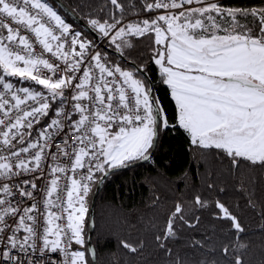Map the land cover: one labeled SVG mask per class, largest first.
Listing matches in <instances>:
<instances>
[{
    "label": "snow or ice",
    "instance_id": "obj_1",
    "mask_svg": "<svg viewBox=\"0 0 264 264\" xmlns=\"http://www.w3.org/2000/svg\"><path fill=\"white\" fill-rule=\"evenodd\" d=\"M110 3L121 15L104 22L92 19V29L121 57L124 47L131 46L130 37L153 38L154 63L175 102L174 121L146 77L110 62L107 52L73 32L45 0H0V264H28L19 253L43 257L45 252L61 253L62 264H89L94 250L69 251L73 241L81 248L85 244L89 184L139 162L154 163L160 137L167 132L182 131L191 144L219 150L234 165L247 161L264 166V8H226L210 0H145L146 12L164 11L124 24L123 6L118 0ZM249 16L258 24L255 32L238 19ZM6 77L33 81L43 90L17 88ZM50 109L52 116L33 136L34 125ZM49 160L65 163L52 164L47 174L51 179L41 189L36 181L47 179L42 163ZM61 177L70 180V187L61 189ZM34 191L44 192L43 208ZM25 200L32 203L22 207ZM194 202L207 206L199 196ZM216 207L219 218L243 232L225 205L217 201ZM182 212L178 204L164 234L155 237L161 248L175 237L174 224L184 220ZM122 243L137 251V246ZM228 251L224 247L225 255ZM235 264L243 262L237 257Z\"/></svg>",
    "mask_w": 264,
    "mask_h": 264
},
{
    "label": "trees",
    "instance_id": "obj_2",
    "mask_svg": "<svg viewBox=\"0 0 264 264\" xmlns=\"http://www.w3.org/2000/svg\"><path fill=\"white\" fill-rule=\"evenodd\" d=\"M47 1L75 32L82 34V38L94 40L87 30L65 14L60 5L53 0ZM60 1L87 24L92 19L110 21L112 15H121L110 0ZM213 1L226 8H264V0ZM144 2L118 0L124 9L123 20L138 22L158 13L146 12ZM238 19L241 24L252 27L254 32L258 28L251 16ZM129 39L131 46L124 47L123 56L143 68L147 75L146 82L152 84L165 114L170 121H174L175 102L171 99L170 90L161 83L159 67L154 63L153 49L157 46L153 38ZM110 48L115 50L113 45ZM102 51L107 52V58L112 63L144 78L116 55L105 49ZM13 80L31 89L43 90L33 81H21L16 77ZM54 106L52 104V109ZM49 111L51 113L52 110ZM32 133L34 135L35 130ZM154 160V163L139 164L115 172L103 183L94 212L92 238L97 264H235L237 257L243 264H264V166L251 165L247 161L234 165L219 150L191 144L190 138L182 131L161 135ZM98 181L93 183L88 199L83 228L85 240L89 233L90 206ZM197 196L207 201L206 207L200 208L195 204ZM217 201L239 220L243 232H237L230 221L219 218ZM178 204L183 209L184 220L175 222V237L164 241L165 247L161 248L155 237L164 234L169 217ZM185 221L192 222L194 226L189 227ZM122 242L137 246V251L131 252L123 247ZM224 247L229 250L227 255L223 252ZM87 248L85 241L84 251ZM87 258L92 264L89 254Z\"/></svg>",
    "mask_w": 264,
    "mask_h": 264
},
{
    "label": "built area",
    "instance_id": "obj_3",
    "mask_svg": "<svg viewBox=\"0 0 264 264\" xmlns=\"http://www.w3.org/2000/svg\"><path fill=\"white\" fill-rule=\"evenodd\" d=\"M191 7H196V5H192ZM163 11H164V10H162V9H161V10H158V14H159V13H162ZM174 11H179V9H176V10H174ZM72 31L75 32L73 29H72ZM96 32L99 34V40H98L97 42L93 40L92 42L96 45L97 49H99V50L102 51V50L104 49V47H110V46H112L110 43L106 42V38L102 37L98 31H96ZM5 34H6V33H5ZM22 34H24V33L22 32ZM29 36H30V38H32L31 34H29ZM81 38H82V37H81ZM82 39H83V38H82ZM90 41H91V40H90ZM36 48H37V51H38V52H39V51H42V49H40L38 45H36ZM44 57H45V58H49L50 60H53V59H54V58H52V57L50 56V54H48V53H44ZM108 60H109V59H108ZM109 61H110V60H109ZM110 62H111V61H110ZM5 79L8 80V81H10V82H12V83L14 84V86L17 87V88H19V87H26V86H23V85L21 86V85H19L18 83H15L14 81H11V78H10V77H6ZM109 79H111V78H109ZM70 91H71V90L66 91V92H65V96L70 95ZM29 103H31V102H29ZM58 103H59L58 101L53 102V104H55V106H54L53 109H55V107L57 106ZM69 108H70V105H69ZM0 115H2V113H0ZM51 116H52V111H51V113H50V111H49L48 116L44 117V118L40 121V124H36V125H34L32 131L35 130V134H34L33 136L36 135V133H37V131L39 130V128L41 127V125L47 123L48 118L51 117ZM45 119H46V120H45ZM72 119H76V116H73ZM64 123H65V125H66L67 127H70L72 121H71V120H67V121H64ZM61 135H63V133H61ZM28 139H30V138L25 137V140H26V141H27ZM54 139H59V137H54ZM72 143L75 144V141L73 140ZM17 147H22V145H17ZM61 147H62V145H61ZM56 155H57V157H61L63 154H62V153H56ZM56 162H59V163H61V164L65 163V161H51V160H49V161H47V162H45V163H42L43 174L47 177V179H45V180H37V181H36V183L38 184V187H39V188L44 189V188L47 187V185H48V183H49V181H50V179H51V177H48V176H47V174H48V170H49V168L52 166V164H54V163H56ZM83 171L86 172V169L83 170ZM97 174H98V173H97ZM69 175H71V173H70ZM79 175H80V170L77 171V178H79ZM27 178H28L27 176H22L20 179H27ZM93 183H94V182H92V183L89 184L90 191H89V193H88V195H87V197H86V199H85V206H86L87 209H88V199H89V195H90V192H91V188H92ZM60 185H61V189H63L66 185H67L68 187H70V180H66V179H64L63 177H61V179H60ZM33 196L36 197V199H37L38 201H40V204H39L38 206L41 207V208H43V206H44V205H43V200H44V198H45V197H44V192H43V191H40V192H35V191H34V192H33ZM65 198H66V194H65ZM16 199H20V198L17 197ZM31 203H32V201H27V200H25L24 204L21 205V206H22V207H23V206H27L28 204H31ZM52 210H53V211H57L58 209H55V208H54V209H52ZM65 215H66V214H65ZM38 219H39V218H38ZM39 222H40V223H43L42 220H40ZM65 222H66L65 220H61V221H59V223H61L62 225L65 224ZM37 230L39 231V227L37 228ZM21 235H23V233H21ZM37 242H38V244L42 243V241H40V240H38ZM77 247H79V245L75 244V242L73 241V243L71 244V248L69 249V251H76V250H78ZM19 258H20V260H22V261H27L28 264H62L63 259H64L63 255H62L61 253H59V252H57V253L45 252L44 255H43V257H41L38 253H32V254L29 255V256H25V254H23V253H19Z\"/></svg>",
    "mask_w": 264,
    "mask_h": 264
},
{
    "label": "water",
    "instance_id": "obj_4",
    "mask_svg": "<svg viewBox=\"0 0 264 264\" xmlns=\"http://www.w3.org/2000/svg\"><path fill=\"white\" fill-rule=\"evenodd\" d=\"M53 1L56 2L58 5H60V7L64 10L65 14H67L72 20H74L77 24H79L85 30H87L88 33L93 36L94 41L97 42L99 40V39H97V37H99V34L94 29H92L87 23H85L79 17H77L66 5H64L60 0H53ZM104 49L106 51H108L109 53H112V54L116 55L120 60L124 61L125 63H127L128 65L133 67L134 69L139 67L136 63L125 59L124 56L121 57V55L117 51H115L114 49H112L110 47H104ZM140 74L143 75V77H147V75L145 74L144 70ZM150 85L152 87L151 83H150ZM146 163H148V162H139V163H136V164H134V165H132V166H130L128 168L115 170L112 173H110L107 177H105L103 180H99L98 181L96 189H95L93 197H92L91 206H90L89 233H88V236H87L88 250L92 249L95 252L94 257L89 253V256H90L92 264H97L96 251H95V248H94L93 243H92V238H93V234H94V230H95V220H94L95 213L94 212H95V208H96L97 199H98V196H99V194L101 192L103 183L106 181V179L109 176H111L115 172H118V171H121V170H128L130 168L136 167L139 164H146Z\"/></svg>",
    "mask_w": 264,
    "mask_h": 264
},
{
    "label": "rangeland",
    "instance_id": "obj_5",
    "mask_svg": "<svg viewBox=\"0 0 264 264\" xmlns=\"http://www.w3.org/2000/svg\"><path fill=\"white\" fill-rule=\"evenodd\" d=\"M45 2H47L48 4H49V2L47 1V0H45ZM210 2H217V1H213V0H210ZM50 5V4H49ZM51 6V5H50ZM54 9V8H53ZM55 10V9H54ZM56 11V10H55ZM59 14V13H58ZM158 14V13H157ZM156 14V15H157ZM60 15V14H59ZM61 16V15H60ZM63 19V18H62ZM101 22H104V21H101ZM129 22V20H123V23L124 24H127ZM89 24V26L91 27V24H90V21L88 22ZM97 31V30H96ZM2 69H0V74H2ZM138 77V76H137ZM11 78V81H14L13 80V77H10ZM16 78H19V77H16ZM21 81H24V80H21ZM15 83L17 82V81H14ZM18 83V82H17ZM19 84V83H18ZM19 85H21V84H19ZM22 86V85H21ZM87 213H88V209H87ZM87 213L85 214V219H86V215H87ZM84 224H85V220H84ZM84 235V234H83ZM84 240H85V236H84ZM86 241V243H87V239L85 240ZM88 245V244H87ZM84 247H85V244H84ZM84 247L83 248H81V246L79 245V247H77V249L78 250H80V249H83V250H81V251H84ZM88 249V248H87ZM86 251V250H85Z\"/></svg>",
    "mask_w": 264,
    "mask_h": 264
}]
</instances>
